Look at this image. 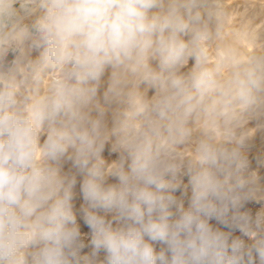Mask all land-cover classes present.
Here are the masks:
<instances>
[{
	"label": "clouds",
	"instance_id": "9594fccd",
	"mask_svg": "<svg viewBox=\"0 0 264 264\" xmlns=\"http://www.w3.org/2000/svg\"><path fill=\"white\" fill-rule=\"evenodd\" d=\"M255 7L230 38L223 0H0V264H264V208L241 211L264 201L244 153L264 128L247 127L264 117Z\"/></svg>",
	"mask_w": 264,
	"mask_h": 264
},
{
	"label": "rangeland",
	"instance_id": "374dc122",
	"mask_svg": "<svg viewBox=\"0 0 264 264\" xmlns=\"http://www.w3.org/2000/svg\"><path fill=\"white\" fill-rule=\"evenodd\" d=\"M224 5L229 11V21H228V27L227 31L229 33V37L231 38V33L234 31H238L243 25L252 23L253 15L256 11V3L257 0H223ZM18 7V5H17ZM261 19H264V17H261ZM257 26L259 27V21L255 22ZM244 47H246L247 51L251 52L253 51V46L250 43L245 42ZM38 51L34 50L31 53V57L34 59L36 56H38ZM12 59H14V54L9 53V55L6 58V62H10ZM193 61H189V67ZM186 70V69H185ZM110 72H106L105 76L102 78L103 82L101 84L99 95L102 97L104 89L107 87V80ZM154 89H149L148 96L151 97L154 94ZM108 125L111 127V115L109 114L107 117ZM258 123H264V117H262L260 120H252L249 122L247 127L249 128H255ZM43 140V137L41 138ZM114 139V138H113ZM244 153L248 159L249 162V172H255L259 178V183L261 185H264V128L257 129V131L253 134L252 139L248 142L247 147L244 149ZM102 158L104 159L106 165L111 164L114 161H117L119 159V153L114 152L112 150V142L110 141L105 145V149L102 152ZM63 172L68 174L69 176L75 174L76 175V185L73 189L74 192V198H73V206L74 211L77 215V222L80 225L81 233H82V241L85 245V247L81 250V255H89L92 251V247L90 244V229L84 224L82 218H81V207L84 205V200L81 192V184L83 180V176L79 173H77L76 169L72 167L71 161H65L63 164ZM184 183L187 184V177H184ZM115 178H109L108 183H116ZM175 195L183 200L185 208L188 207V204L190 202V196H191V189L187 190V193L185 194L183 190L178 191L175 193ZM262 208H264V201L257 202L255 200L246 202L241 209V211H248L253 216L260 211ZM211 223L215 227H223L221 225L216 224L215 221H211ZM227 230V229H223ZM234 236H241L242 239H245L246 242L248 239L246 237H243L241 233L234 232ZM156 250L159 251L163 245L156 244L155 245ZM105 256V253L101 251L98 255L99 260H103Z\"/></svg>",
	"mask_w": 264,
	"mask_h": 264
}]
</instances>
